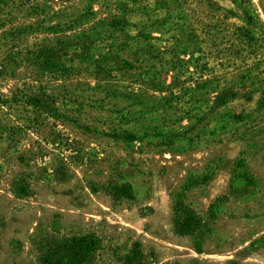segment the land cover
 <instances>
[{"label":"rangeland","instance_id":"374dc122","mask_svg":"<svg viewBox=\"0 0 264 264\" xmlns=\"http://www.w3.org/2000/svg\"><path fill=\"white\" fill-rule=\"evenodd\" d=\"M85 234L83 264H264V0H0V264Z\"/></svg>","mask_w":264,"mask_h":264},{"label":"trees","instance_id":"16d2710c","mask_svg":"<svg viewBox=\"0 0 264 264\" xmlns=\"http://www.w3.org/2000/svg\"><path fill=\"white\" fill-rule=\"evenodd\" d=\"M48 57V56H47ZM45 58V61H50V57ZM24 103L35 106V109L45 113L54 114L55 108L48 102V99L31 98L23 94ZM33 101V103L31 102ZM55 177L57 179H63L66 177V171L63 163L59 162V165L54 168ZM129 183L122 182L119 185H108L109 193L116 199L119 198H131L129 193ZM18 189L24 191V187L20 186ZM179 208L177 207L176 210ZM199 220L195 215L190 214L187 217H181L178 221V233L192 234L199 227ZM97 246V238L93 235H76L65 239L60 242L52 244L46 252L40 257L41 264H83L89 257L90 253ZM139 252L136 249H131L127 254L123 255V262L125 264H137L139 262Z\"/></svg>","mask_w":264,"mask_h":264}]
</instances>
